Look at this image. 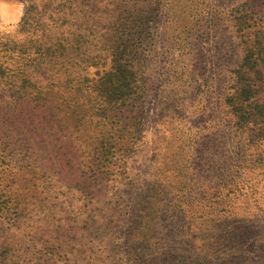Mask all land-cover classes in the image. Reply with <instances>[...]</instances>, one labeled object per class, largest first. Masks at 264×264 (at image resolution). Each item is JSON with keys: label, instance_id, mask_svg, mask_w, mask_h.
I'll return each mask as SVG.
<instances>
[{"label": "rangeland", "instance_id": "374dc122", "mask_svg": "<svg viewBox=\"0 0 264 264\" xmlns=\"http://www.w3.org/2000/svg\"><path fill=\"white\" fill-rule=\"evenodd\" d=\"M246 2L85 0L86 6L79 9L90 27L87 41L61 58L67 65L79 63L75 66L76 73L95 76L110 68V52L106 50L109 45L104 34L108 35L113 20L120 17V20L147 21L133 46L132 64L137 72L138 88L135 100L129 107L108 110L123 118L125 126L113 129L111 125L103 126L96 116L81 126L86 132L110 131L116 141L122 144L126 141L132 147L127 176L121 180L123 168L117 161L115 175L103 181V192L90 197V206L86 208L87 198L70 182L73 170L60 168L51 179L55 195L43 205L48 209L50 204L55 215L47 224L40 223L42 236L52 232L62 242L61 247H65V254L59 258L44 256L27 243L16 247L17 256L0 264H132L125 250L119 257L109 250L106 245L109 231L90 225L91 217L100 213L121 216L123 207L127 214L126 210L146 188V183L155 180L161 184L157 190L162 195L160 198L169 200L171 185L178 186V180L187 176L194 185L183 193L222 200L215 206L219 228L212 231L211 238L190 239L187 225L192 222L194 230L198 227L191 217V207L185 204L186 237L183 246L175 249L182 220L168 206L159 223L161 244L157 264H200L196 251L206 255L209 264H264V143L245 147L247 133L236 130L225 105L232 70L243 55L242 37L232 20L233 11ZM257 3L258 17L252 21L264 31V0ZM25 8V0H0V35L25 39L26 35L18 29ZM254 38L252 34L250 40ZM28 117L30 120L24 117L19 123L6 106H0V120L7 124V129H12L15 123L25 129H41L37 119ZM259 154L262 162L257 159ZM173 163L183 165L187 176L183 172L173 175L170 169ZM198 203L195 201L192 208L203 210L202 203ZM43 207L40 205L35 210L37 218L46 219L47 210L43 211ZM92 211L98 215H91ZM90 226L93 229L86 234ZM126 232L122 227H114L111 233L114 242L123 249ZM233 236L236 239L229 244ZM212 249L221 259H215ZM155 255L151 251L149 256L155 258Z\"/></svg>", "mask_w": 264, "mask_h": 264}, {"label": "trees", "instance_id": "16d2710c", "mask_svg": "<svg viewBox=\"0 0 264 264\" xmlns=\"http://www.w3.org/2000/svg\"><path fill=\"white\" fill-rule=\"evenodd\" d=\"M246 1L233 11L232 20L242 37L243 55L232 70V83L225 98L236 130L247 133L245 147L264 143V31L257 28L255 20L252 21L253 17H258V0ZM25 2L26 8L18 26L26 35L25 39L0 35V106H6L19 123L24 117L30 120L28 116H32L39 121L41 129H25L16 123L12 129H7V124L0 120L1 263L17 256L16 247L27 243L44 256L65 254V247H61L62 242L57 241L52 232H47L44 237L41 233V223L47 224L55 215L50 204L48 209L43 205L55 195L51 179L60 168L73 170L70 182L87 198L86 208L90 206V197L103 192V181L115 175L117 161L123 168L121 180L127 176V159L132 147L126 141L123 144L116 141L110 131L86 132L81 126L93 121L94 116L101 119L99 123L103 126L111 125L112 129L125 126L123 118L115 117L108 110L116 106L129 107L135 100L138 88L137 72L132 64L133 46L136 35L147 23L139 19L120 20V17L113 20L108 35L104 34L109 45L106 50L110 52V68L89 76L76 73L75 66L79 63L67 65L61 60L70 54V49H78L79 43L87 41L90 27L83 10L79 9L86 6L85 0ZM252 34L255 38L251 41ZM261 158L259 154L257 159L260 162ZM170 169L173 175L179 176L183 165L173 163ZM182 174L187 176L185 171ZM178 181V186L171 185L173 190L169 200L161 199L162 195L157 193L160 181L147 182L146 188L137 194L130 209L126 210L127 214L125 207L121 216L98 215L92 211L91 215L98 216L91 217L90 225L102 226L104 231H109L106 240L109 250L116 257L125 254V250L126 258L132 264H157L161 244L159 223L168 206L182 220L175 249L183 246V237H186L183 231L185 204L191 207V217L198 227L194 230L193 223L189 222L186 227L189 238L213 237L212 231L219 228L215 206L218 207L222 200L183 193L185 189L190 191L194 182L189 176ZM195 201L202 203L203 210L192 208ZM40 205L43 211L47 210L46 219L34 215ZM114 227L127 231L125 249L111 237ZM92 229L90 226L86 234ZM235 239L233 236L229 244ZM151 251L155 252V258L149 256ZM196 253L200 264H209L206 255ZM213 253L215 259H221L212 249Z\"/></svg>", "mask_w": 264, "mask_h": 264}]
</instances>
